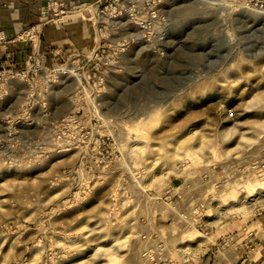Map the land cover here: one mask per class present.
<instances>
[{
	"label": "rangeland",
	"instance_id": "374dc122",
	"mask_svg": "<svg viewBox=\"0 0 264 264\" xmlns=\"http://www.w3.org/2000/svg\"><path fill=\"white\" fill-rule=\"evenodd\" d=\"M251 1L164 0L148 39L101 15L119 51L11 79L0 264H264V0Z\"/></svg>",
	"mask_w": 264,
	"mask_h": 264
},
{
	"label": "crops",
	"instance_id": "0c3cea01",
	"mask_svg": "<svg viewBox=\"0 0 264 264\" xmlns=\"http://www.w3.org/2000/svg\"><path fill=\"white\" fill-rule=\"evenodd\" d=\"M89 4L99 7L102 0H69L66 6L74 8L69 16L61 23H45L46 18L41 15L44 0H0V31L13 38L27 27L43 24L42 63L53 69L72 58L89 55L96 47V27L103 18L91 12ZM28 53L29 46L17 41L0 46V69H22Z\"/></svg>",
	"mask_w": 264,
	"mask_h": 264
},
{
	"label": "built area",
	"instance_id": "2783aa9c",
	"mask_svg": "<svg viewBox=\"0 0 264 264\" xmlns=\"http://www.w3.org/2000/svg\"><path fill=\"white\" fill-rule=\"evenodd\" d=\"M67 1L69 0H48L45 2V5L41 9V15L46 18L45 23L54 20V22L61 23L66 16H69L68 12H73L74 8L67 7ZM250 2L252 1L250 0ZM163 4L164 0H110L109 3L99 6V11L96 15H102V17L108 18V20L128 18L138 27L141 34L148 39L154 36L156 24L164 20V13L161 9ZM255 4L262 6L263 2L257 1ZM100 24L96 27L98 35L96 47L90 53L94 57H98L101 50L104 52L106 47H111L115 53L124 47L123 43L113 45L109 42L111 33L108 21L102 19ZM43 26L42 24L27 27L13 38H10L6 32L0 31L1 47L16 41L29 46V56L25 60V67L21 70L4 69L3 72H0V97L7 96L9 82L12 78H25L28 73H36L41 67H44L42 63L43 56L41 54ZM99 82L100 84L102 83L101 80ZM143 253L147 257L150 255L152 259L156 258L148 250H145Z\"/></svg>",
	"mask_w": 264,
	"mask_h": 264
},
{
	"label": "bare ground",
	"instance_id": "6f19581e",
	"mask_svg": "<svg viewBox=\"0 0 264 264\" xmlns=\"http://www.w3.org/2000/svg\"><path fill=\"white\" fill-rule=\"evenodd\" d=\"M213 1H215V0H213ZM263 7H264V5H263ZM262 12H264V11H262ZM71 72H73L72 70H71ZM41 114V113H40ZM36 124V123H35ZM22 125V124H21Z\"/></svg>",
	"mask_w": 264,
	"mask_h": 264
},
{
	"label": "water",
	"instance_id": "95a60500",
	"mask_svg": "<svg viewBox=\"0 0 264 264\" xmlns=\"http://www.w3.org/2000/svg\"><path fill=\"white\" fill-rule=\"evenodd\" d=\"M261 52H257V54H260Z\"/></svg>",
	"mask_w": 264,
	"mask_h": 264
}]
</instances>
